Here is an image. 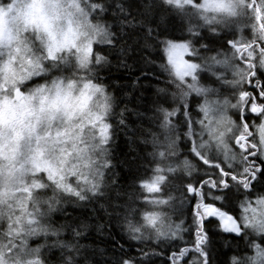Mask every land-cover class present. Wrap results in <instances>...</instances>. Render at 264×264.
Returning <instances> with one entry per match:
<instances>
[{"label":"trees","instance_id":"1","mask_svg":"<svg viewBox=\"0 0 264 264\" xmlns=\"http://www.w3.org/2000/svg\"><path fill=\"white\" fill-rule=\"evenodd\" d=\"M91 4L98 5L93 14L94 22L109 31L113 42L111 46H94L104 59L91 67L95 81L106 85L111 93V110L106 117L111 125V139L106 145L110 167L105 169L99 191L84 201L69 195H55L54 188L46 185L47 193L41 195L48 196L55 207L45 222L57 230V236H33L27 246L34 254L38 253L35 256L42 264H123L124 260L131 264H170L169 253L191 243L190 233L195 225L190 204L181 195L183 185L198 182L213 171L197 158L192 143L193 134L199 136L200 105L205 100L203 90L215 87L216 91H209V95L233 102L238 89L246 83L248 70L237 65L228 47L227 42L235 40L236 35L213 32L193 15L192 7L176 9L166 5L164 0H90ZM251 23L249 19L247 26ZM243 36L245 40L251 38V29ZM181 41L190 44L193 55L189 59L201 68L196 81L200 92H191L179 85L165 62L169 43ZM221 55H226L234 67L223 78L226 83L207 76L216 72L217 77H222L205 63ZM259 78L264 79V72ZM167 112H174L168 135L174 142L175 155L169 161H160L155 155L156 140H164L161 125ZM245 115L249 124L256 122L249 113ZM229 117L239 121L236 110L230 112ZM184 159L189 167L180 166L175 174L169 175L163 189V196L171 195L172 200L159 207L145 203L139 183L154 175L153 169L158 163L163 166ZM256 159L262 169L258 174L260 186L264 184V162L259 157ZM226 191L230 192L231 199L224 195L222 207L237 217L240 202L245 197L254 199L264 195V191L246 193L235 185ZM146 211L158 212L161 220L173 227L180 223L181 236L157 239L146 232L144 239L133 240L127 225H143L142 213ZM207 229L210 236L207 264H230L233 255H250L248 245L252 240L263 245L260 236L252 239V235L247 237L246 233L237 237L219 232L214 225H207ZM194 255L189 252L183 264H188Z\"/></svg>","mask_w":264,"mask_h":264},{"label":"snow or ice","instance_id":"2","mask_svg":"<svg viewBox=\"0 0 264 264\" xmlns=\"http://www.w3.org/2000/svg\"><path fill=\"white\" fill-rule=\"evenodd\" d=\"M164 3L176 9L192 7L205 12L212 10L229 18L247 13L252 21L251 38L227 42L237 65L248 70L245 85L238 89L234 101L230 102L233 109L239 113V121L226 116L209 100L200 105L199 136L193 134V151L201 163L213 171L206 173L198 182L189 181L183 185L181 195L190 204V213L195 225L190 233L191 243L169 253L170 264H183L189 252L195 255L188 264H207V244L210 239L207 225H214L219 232L237 237L248 231L264 237V195H258L254 199L245 197L240 202L238 217L218 203L219 196L209 195L224 192L230 200V192L226 190H230L233 185L246 193L250 192L253 182L262 171L256 158L264 160V79L259 78L264 72V0H198V3L196 0H164ZM209 4L214 7L209 9ZM5 6L11 8V0H7V3L0 0V14L5 11ZM90 7L95 10L98 5L91 4ZM82 14L87 19L88 13ZM88 26L92 29L90 38L82 44H77L73 39L63 49L46 48V58L55 61L57 51H67L73 54L78 67L82 69H89L93 63L99 64L104 57L96 52L94 46L98 43L111 46V34L103 25L89 23ZM78 29L79 25L72 30L74 38L87 35L80 33ZM168 47L170 51L165 57V62L170 66L176 82L186 86L191 92H200L201 89L196 84L199 65L189 59L193 55L190 44L183 41L170 42ZM220 63L225 64L226 61ZM33 69L29 74L38 75L43 67L37 61ZM92 87L100 93L102 107L109 112L111 97L105 94L100 85ZM248 89L254 91L250 92ZM16 95H21L19 89L16 90ZM246 113L261 117L260 122L249 124ZM173 119L174 112H167L163 117L161 131L164 133V140H156L158 148L155 153L160 161H169L175 155L174 142L168 135ZM223 120H230L233 126L227 135L226 129L220 127ZM85 124L93 130L94 144L82 165L65 169L63 164L58 166L43 159V149L39 147L40 137L36 138L37 147L33 151L41 155L30 157L27 168H24L23 163H13L6 172L5 166L0 165V264H42L38 257L29 252L27 241L38 233L50 232L53 237L57 236V230L45 222L55 204L47 203L45 207L46 202L38 199V193L46 185L57 192L70 194L80 201L99 191L104 170L110 167V161L103 149L111 139V125L106 119L95 116L93 119H83L72 125V128L67 130L68 135L71 136L73 132L77 136L82 135ZM83 147L87 151L89 146ZM212 150H215L217 159L208 158ZM0 159H3L2 155ZM180 166L187 169L189 163L184 159L176 163L168 162L163 166L158 163L154 167V175L138 185L143 191L145 203L159 207L172 200L171 195L163 196V189L168 183L169 175L175 174ZM15 171H19L25 178L14 185L5 182L4 177L13 176ZM145 194H150L153 198L149 199ZM142 220L143 225H127L133 240L144 239L146 232H151L157 239H176L183 231L180 223L174 227L164 225L160 214L155 211L142 213ZM248 247L251 250L250 255H233L230 264H264V245L252 240ZM123 264L131 262L124 260Z\"/></svg>","mask_w":264,"mask_h":264},{"label":"clouds","instance_id":"3","mask_svg":"<svg viewBox=\"0 0 264 264\" xmlns=\"http://www.w3.org/2000/svg\"><path fill=\"white\" fill-rule=\"evenodd\" d=\"M11 2L12 7L5 6L0 14V155L3 156L0 165L5 166L6 172L13 163H23L27 168L30 157L41 155L33 151L37 147V137H40L43 159L58 166L63 164L65 169L82 165L94 144L93 130L87 124L80 136L75 132L69 136L67 130L83 119L95 116L106 119L108 112L102 107L101 95L92 87L100 85L111 97L106 85L95 81L90 68L78 67L73 54L67 51H57L55 61L63 63L72 58L70 71L29 87L25 85L37 75L29 74L37 61L40 65L50 61L46 58V48L63 49L73 39L82 44L91 37L92 29L88 25L97 23L90 20L86 10L90 0ZM208 7L211 9L214 5ZM194 9L205 24L224 17L212 10ZM83 12L88 13L87 19ZM77 25L78 31L87 35L74 38L72 30ZM44 71L43 68L39 74ZM17 89L20 96L16 95ZM58 133L64 135L58 136ZM83 145L89 146L87 151ZM24 178L15 171L11 177L6 175L4 181L14 185Z\"/></svg>","mask_w":264,"mask_h":264},{"label":"rangeland","instance_id":"4","mask_svg":"<svg viewBox=\"0 0 264 264\" xmlns=\"http://www.w3.org/2000/svg\"><path fill=\"white\" fill-rule=\"evenodd\" d=\"M86 10L90 14V20L92 22H94V20H93V16L94 15L93 14H94L95 10H92L90 5L88 6V8ZM193 15L194 16L196 15V11L195 10L193 11ZM195 17L199 18L197 15ZM249 19H251L250 14L245 13L244 15H241V16H238V17L229 18V17H225L224 16V17L218 18L214 23L206 24V25L209 26V28L213 32H216V33L218 32V33H221V34L222 33H224V34L225 33H227V34H235L236 35L235 40H237V39H244L245 40L246 38L243 36V34H245V32L248 29H251V25L247 26V24L249 22ZM94 23L100 24L98 22H94ZM96 45H104V44L103 43H98ZM169 51H170V48L167 47L166 55H167V53ZM220 61H226V63L225 64H221ZM72 62H73L72 58H69L68 60H65L63 63H61L59 61H49V62L43 64L42 67L44 68L45 71L42 74H38L34 78L30 79L26 83L25 87H29V86H31L33 84H38V83L42 82L44 79L46 80V79L51 78V76H53L55 74L57 75V74H61V73H65V72L70 71V69L72 67ZM205 63H207V65L211 66L212 68H215L216 71L220 72L221 76H222V77H217L216 74H215L216 72L214 73L215 77H214L213 73H207L208 79H213V78H216L217 80L221 79L220 82H222V83H226V81H224L225 79H223V78L226 77V75H228L234 69V67L231 66L230 60L226 57V55H221V56H219L216 59L213 58L212 61L211 60H207V61H205ZM94 64L95 63H93L92 65H94ZM92 65L90 66V70H91ZM200 72H201V68L198 67V70L196 72L197 78H198V75L200 74ZM232 76H233V74H232ZM232 81L235 83V80H232ZM209 91H216L215 87H214V89L211 88V87H207L206 90H203L202 94H203L204 99L211 101L217 107L218 110L222 111L226 116L227 115L229 116L230 112H232L234 110L233 107L231 106V104L224 98H220L219 99L217 97H213V96L209 95ZM260 119H261V117H260ZM258 121L260 122V120H258ZM230 122H231L230 120H223L221 122V124H220L221 128L226 129L225 135H227L228 131H230L231 128L233 127ZM198 130H199V124H198ZM103 151H104V154H105V156L107 158L106 145L104 146ZM209 156L217 157V154H216L215 150L210 151L209 152ZM262 161L264 162V160H262ZM104 174H105V170H104ZM103 177H104V175H103ZM103 177H102V180H103ZM47 190L48 189L44 187L38 193V199L41 200V201L46 202V204L47 203H51L50 202L51 200H49L48 196L45 198L41 194H45L46 195ZM54 191L56 192L55 195H60V194L69 195L70 198L76 199L74 196H72L70 194L57 192L55 189H54ZM238 214H240V212ZM47 218L48 217L45 218V221H47ZM160 219H161V217H160ZM162 221H163L164 225H171V224H167V221H165V220H162ZM157 225H159V221H158ZM43 234L44 233H38L36 236L38 237V236L43 235ZM48 234H51V233L49 232V233H47V235ZM31 239H32V237L29 238V240H31ZM28 241H27V243H28ZM263 245H264V237H263ZM29 252L31 254H33V255H37L38 254V253L34 254V251L32 252L30 250H29ZM38 252H39V250H38Z\"/></svg>","mask_w":264,"mask_h":264},{"label":"flooded vegetation","instance_id":"5","mask_svg":"<svg viewBox=\"0 0 264 264\" xmlns=\"http://www.w3.org/2000/svg\"><path fill=\"white\" fill-rule=\"evenodd\" d=\"M249 115L251 116L252 120L254 119V121H256L255 123H259L258 120H260V117L259 116H254L252 115L251 113H249ZM253 185H255L254 189L252 188L251 189V192L254 190L255 192H262L264 191V184H258V177H257V180L253 182ZM209 195H212L213 197L215 196H219L220 197V200L218 201V203L222 206L223 202H224V192H216V193H210ZM207 232H208V229H207ZM251 234L252 235V239H256L258 237V235H255L253 234L252 232L248 231L247 232V237L248 235Z\"/></svg>","mask_w":264,"mask_h":264},{"label":"water","instance_id":"6","mask_svg":"<svg viewBox=\"0 0 264 264\" xmlns=\"http://www.w3.org/2000/svg\"><path fill=\"white\" fill-rule=\"evenodd\" d=\"M234 236V235H233Z\"/></svg>","mask_w":264,"mask_h":264}]
</instances>
